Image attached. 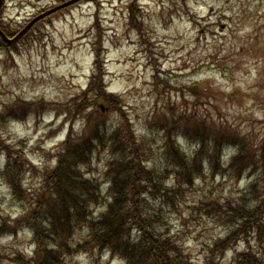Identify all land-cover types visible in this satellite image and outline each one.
<instances>
[{
	"label": "rangeland",
	"instance_id": "obj_1",
	"mask_svg": "<svg viewBox=\"0 0 264 264\" xmlns=\"http://www.w3.org/2000/svg\"><path fill=\"white\" fill-rule=\"evenodd\" d=\"M15 1L25 5V0ZM109 1H85L51 19L46 17L44 22H48L34 37L0 52V113L19 99L28 102L27 111L17 114L23 117L14 119L16 113L12 112L11 118L0 124L1 145H11L15 153L11 155L26 170L21 180L22 197H16L5 184L8 175L0 179V215L9 223L22 217L36 194L37 200L44 198L45 174L57 165V151L70 126L80 139L96 126L110 132L125 124L124 114L137 137L150 140L159 157L164 147L162 135L166 134L159 126H168L169 118L180 112L191 115L195 107L204 115L205 131L211 134L208 138L221 134V124L230 126L255 150L262 145L264 0H139L132 5L131 0L128 5ZM32 10L10 9L12 25H23ZM96 50L104 59L107 90L117 98L100 102L102 108L97 103L95 110L91 107L74 117L72 99L90 82ZM81 105L83 108L84 103ZM195 122L190 126L195 127ZM178 141L183 151L192 154L188 138L181 136ZM211 152L214 149L204 156ZM232 153L233 149H227L221 162L226 164ZM108 154L98 153L87 174L102 192L100 204L90 207L94 217L104 213L111 201L107 194ZM155 155L151 165L165 169L166 163ZM4 163L0 148L3 167ZM256 179V168L240 179L234 171L222 174L207 168L183 191L177 209L164 207L166 232L182 249L187 264H234V256L246 244L238 243L223 256L214 252V243L226 235L227 226H218L207 203L224 204L241 194L247 198ZM82 227L74 224L72 228V240L80 242L72 251H65L66 263L125 264L94 249L88 242V230ZM0 248L11 257L17 253L32 257L31 229L0 236Z\"/></svg>",
	"mask_w": 264,
	"mask_h": 264
},
{
	"label": "trees",
	"instance_id": "obj_2",
	"mask_svg": "<svg viewBox=\"0 0 264 264\" xmlns=\"http://www.w3.org/2000/svg\"><path fill=\"white\" fill-rule=\"evenodd\" d=\"M136 1L139 3L135 0L131 1V5ZM33 36H23L8 49ZM95 56L90 82L83 92L72 99L74 117L91 110V107L95 110L97 103L106 104L111 97L117 98L108 92L105 85V63L101 51L96 50ZM27 104L26 100L19 99L14 105L7 106L0 113V124L11 118L12 112L16 113L14 119L23 117L17 114L26 112ZM170 110L173 114V108ZM122 115L125 124L110 132L96 126L90 135L80 139L74 135V127L70 126L66 139L58 148L57 165L45 174L41 193L44 198L37 200L39 194H36L22 217L12 223L0 215V236L6 233L13 235L22 228L31 229L35 246L33 256L26 258L17 253L11 257L0 248V264H69L64 261L65 251H72L80 242L72 240L74 224H82V228L88 230V242L94 249L118 257L125 264H187L181 257L182 249L174 243L175 240L171 241L166 232L164 207L169 211L177 209L182 204L183 191L193 186L207 168L213 173L234 171L238 179L247 170L256 168L257 179L249 186L246 195L249 197L241 194L235 201L224 204L211 201L207 206L211 208L218 226H227L226 235L214 243V252L223 256L229 249L244 242L246 248L236 253L234 264H264V138L261 147L255 150L238 138L239 135L233 133L236 131L230 126L220 124L221 134L210 139V133L205 131L204 115L194 107L191 115L180 112L169 118L172 122H168V126H159L158 130L163 134L166 131V134L162 135L163 152L157 157L158 152L155 153L152 142L139 139L131 120ZM93 116L87 120L88 127ZM166 117H163L164 120ZM194 122L195 127L190 126ZM181 136L188 138L192 154L180 148L178 139ZM1 141L5 163L4 167L0 164V179L8 175L5 184L16 197H22L21 180L26 170L14 158L11 145L6 143L3 146ZM211 149L214 152L204 156ZM227 149H233V153L228 163L224 164L221 160ZM102 150L109 153L111 159L106 169L107 194L111 201L104 213L94 217L90 207L100 204L102 192L87 174ZM154 155L166 163L165 169L151 165ZM171 178L172 184L169 183ZM203 204L205 209V202Z\"/></svg>",
	"mask_w": 264,
	"mask_h": 264
},
{
	"label": "flooded vegetation",
	"instance_id": "obj_3",
	"mask_svg": "<svg viewBox=\"0 0 264 264\" xmlns=\"http://www.w3.org/2000/svg\"><path fill=\"white\" fill-rule=\"evenodd\" d=\"M0 49L8 50V48L13 44V41L20 40L25 35H35L38 30L45 24V19L43 18L39 21L34 22L36 18L43 15L57 7H60L59 11L55 12L51 16L64 12L70 8H73L75 3L77 5L85 1L93 0H51L50 4H43L45 0H25V5L21 7V3H17L15 0H0ZM24 2H22L23 4ZM71 3V4H69ZM20 9H33L32 15L29 17L28 21L23 23V25L14 27L12 25L13 20L8 15V12L12 8ZM26 28V29H25ZM14 41V43H15Z\"/></svg>",
	"mask_w": 264,
	"mask_h": 264
},
{
	"label": "water",
	"instance_id": "obj_4",
	"mask_svg": "<svg viewBox=\"0 0 264 264\" xmlns=\"http://www.w3.org/2000/svg\"><path fill=\"white\" fill-rule=\"evenodd\" d=\"M0 4H1V1H0ZM57 10V9H56ZM50 13V12H49ZM49 13H46L45 15L49 14ZM43 16V15H42Z\"/></svg>",
	"mask_w": 264,
	"mask_h": 264
}]
</instances>
